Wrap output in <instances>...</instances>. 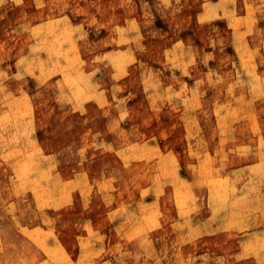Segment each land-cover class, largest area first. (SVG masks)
Listing matches in <instances>:
<instances>
[{
  "label": "rangeland",
  "instance_id": "1",
  "mask_svg": "<svg viewBox=\"0 0 264 264\" xmlns=\"http://www.w3.org/2000/svg\"><path fill=\"white\" fill-rule=\"evenodd\" d=\"M0 264H264V0H0Z\"/></svg>",
  "mask_w": 264,
  "mask_h": 264
},
{
  "label": "bare ground",
  "instance_id": "2",
  "mask_svg": "<svg viewBox=\"0 0 264 264\" xmlns=\"http://www.w3.org/2000/svg\"><path fill=\"white\" fill-rule=\"evenodd\" d=\"M255 77H256V76H255ZM46 190H47V189H46ZM242 199H243V198H242ZM238 211H239V209H238ZM151 212H152V211H151ZM239 212H240V211H239ZM239 212H238V213H239Z\"/></svg>",
  "mask_w": 264,
  "mask_h": 264
}]
</instances>
